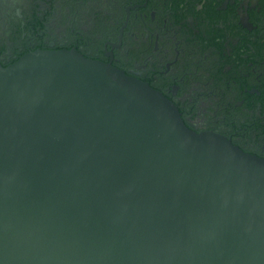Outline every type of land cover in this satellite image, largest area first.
<instances>
[{
	"label": "water",
	"instance_id": "water-1",
	"mask_svg": "<svg viewBox=\"0 0 264 264\" xmlns=\"http://www.w3.org/2000/svg\"><path fill=\"white\" fill-rule=\"evenodd\" d=\"M0 264H264V159L76 50L0 66Z\"/></svg>",
	"mask_w": 264,
	"mask_h": 264
},
{
	"label": "flooded vegetation",
	"instance_id": "flooded-vegetation-1",
	"mask_svg": "<svg viewBox=\"0 0 264 264\" xmlns=\"http://www.w3.org/2000/svg\"><path fill=\"white\" fill-rule=\"evenodd\" d=\"M76 50L264 159V0H0V66Z\"/></svg>",
	"mask_w": 264,
	"mask_h": 264
}]
</instances>
